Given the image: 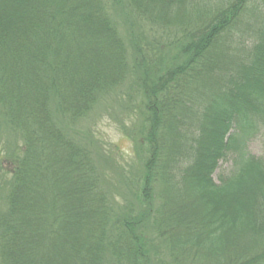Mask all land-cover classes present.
I'll return each instance as SVG.
<instances>
[{"label": "trees", "instance_id": "1", "mask_svg": "<svg viewBox=\"0 0 264 264\" xmlns=\"http://www.w3.org/2000/svg\"><path fill=\"white\" fill-rule=\"evenodd\" d=\"M123 86L113 187L76 129ZM1 126L0 264H264V0H0Z\"/></svg>", "mask_w": 264, "mask_h": 264}, {"label": "rangeland", "instance_id": "2", "mask_svg": "<svg viewBox=\"0 0 264 264\" xmlns=\"http://www.w3.org/2000/svg\"><path fill=\"white\" fill-rule=\"evenodd\" d=\"M123 12V10H122ZM114 20L117 24V27L124 34L128 58L131 60V55H133V48L131 47V38L132 36H140L141 34L147 35L146 39H156L159 42H166L165 37L167 36L158 27H150L143 24L142 26L136 25L135 20H131L128 13L125 12L122 14L117 10ZM127 21H131L130 25L127 24ZM163 48V46H159ZM120 94V96H119ZM125 96V97H124ZM124 97V98H123ZM133 101L129 100L126 93V87H119L112 92H109L107 96L100 98L97 102L94 110L90 115H88L80 124L76 131L77 137L85 144L92 153L95 154L98 164L104 173V183L114 187V182L117 179V176L120 172V169L117 166L116 158L118 157L120 151L122 156L120 159L121 163L124 165V161L130 160L131 155V137L125 136L126 132H132L135 129L136 121L132 117V105ZM131 107V109H130ZM129 108L130 114L126 113ZM6 128L3 126L0 127V146L4 149V146L9 147L11 141V135ZM13 137V135H12ZM118 145L116 147L115 145ZM249 151L254 155L264 154V139L256 137L250 141L248 144ZM111 152L114 156H110L108 153ZM117 152V154H116ZM230 163H224L219 168V171L227 169ZM218 174V171H217ZM215 174V175H217ZM122 180V179H121ZM119 180L118 184H115V190L120 195L119 197H114V202L120 204L122 207H125L128 202H123L124 199H128L131 193V183L130 179H126L124 183ZM117 182V181H116ZM113 206V204H112ZM114 207V206H113ZM133 210V209H132ZM125 214V213H124ZM138 216V215H136ZM164 257V255H163Z\"/></svg>", "mask_w": 264, "mask_h": 264}]
</instances>
